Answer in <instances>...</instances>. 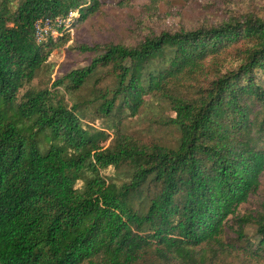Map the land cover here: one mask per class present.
<instances>
[{
	"label": "trees",
	"instance_id": "trees-1",
	"mask_svg": "<svg viewBox=\"0 0 264 264\" xmlns=\"http://www.w3.org/2000/svg\"><path fill=\"white\" fill-rule=\"evenodd\" d=\"M0 264H264V0H0Z\"/></svg>",
	"mask_w": 264,
	"mask_h": 264
},
{
	"label": "rangeland",
	"instance_id": "rangeland-1",
	"mask_svg": "<svg viewBox=\"0 0 264 264\" xmlns=\"http://www.w3.org/2000/svg\"><path fill=\"white\" fill-rule=\"evenodd\" d=\"M176 5L178 6L179 5V2H176ZM161 10L164 11L165 10V6L161 5L160 6ZM125 15H126V11L125 10H115V9H109L107 11V14L105 15L104 14H101L98 18H96L94 21H95V24L97 25L98 28H101L102 30L105 29V28H108V27H111V26H117L119 27V30L118 31L119 33H121L122 35V32L124 33V29H123V26H120L118 24L117 21L114 20V18L116 20H123L125 18ZM169 22H177V19H173ZM67 26V25H66ZM86 28L89 30V31H84L86 30ZM122 31V32H121ZM80 35H78V39H85L87 37V35L93 31H90V26H86L85 28H82L80 31H78ZM71 34H73V31L71 32ZM77 35V34H76ZM74 37H75V34H74ZM71 44V41L68 43V45ZM64 49H60V50H56L52 53L51 57H50V61L55 64V70L58 69V67L62 66L63 64V61H64ZM76 65H83V62H82V58H77L76 61H75ZM44 144H46L44 142ZM112 173V170H108L105 172L106 175H109Z\"/></svg>",
	"mask_w": 264,
	"mask_h": 264
},
{
	"label": "built area",
	"instance_id": "built-area-1",
	"mask_svg": "<svg viewBox=\"0 0 264 264\" xmlns=\"http://www.w3.org/2000/svg\"><path fill=\"white\" fill-rule=\"evenodd\" d=\"M75 14H70L67 19L61 20L60 18H55L54 20L50 18L40 19L34 25V37L37 43L45 42L49 37H56L58 34L55 26L60 27L61 25H69L72 17Z\"/></svg>",
	"mask_w": 264,
	"mask_h": 264
}]
</instances>
